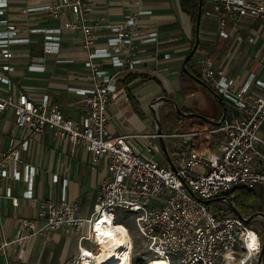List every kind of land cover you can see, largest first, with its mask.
<instances>
[{
    "label": "built area",
    "instance_id": "built-area-1",
    "mask_svg": "<svg viewBox=\"0 0 264 264\" xmlns=\"http://www.w3.org/2000/svg\"><path fill=\"white\" fill-rule=\"evenodd\" d=\"M93 1L51 0L22 10L23 15L44 12L54 19L65 17L62 29L79 30L85 36L89 85L77 90L83 118L76 122L66 116L59 105L51 103L49 94L37 101L27 92L13 87L11 76L15 71V54L12 47L31 40L21 37V26L12 20L11 1L0 0V118L6 113L12 114L19 131V135L10 138L7 150L0 151V178H6L9 183L6 197L12 198L13 181L24 180L29 187L25 198H34L36 169L27 165L22 175L18 165L22 153L29 150V140L41 137L46 129H50L57 138L72 146L84 144L92 154L94 164L105 157L109 162V176L102 181L97 206L88 220L76 216L78 207L67 201L66 191L59 203L41 201L38 215L45 222L44 229L59 230L70 226L82 229L87 224L88 232L81 241H93L94 225L105 215L117 223L116 212L124 210L135 215L136 228L147 242L153 259L163 258L170 264H258L263 239L254 225L255 220L247 224L229 206L216 212L207 201L220 198V202L226 203L225 197L233 200L238 187L251 191L264 188L262 49L255 57L260 60L257 69L243 80L229 76L212 54L199 59L203 80L222 97L225 113L209 131L164 133V138H192L208 133L223 134V138L217 142V150L205 153L195 150L196 143L181 145L172 158L174 170L168 163L144 159L137 154L129 141L134 136L116 137L109 130L108 108L120 97L121 74L123 70L134 71L143 60L135 55L136 17L116 25V33L105 47H93L92 36L99 29L98 23L94 24L89 18L94 10ZM67 13L72 19L66 18ZM202 19L216 20L220 38L230 39L235 34L238 43L255 45L257 37L244 27V21H264V0H204ZM262 27L264 36V25ZM62 29L30 31L43 33L44 52L57 55L61 52ZM156 36L157 33H151L146 41L150 42ZM107 61L119 71L108 76ZM152 139L147 153L163 156L157 133ZM10 167L14 169L12 176ZM58 181L59 177L55 176L54 182ZM13 204L18 206V199H13ZM22 225L21 240L37 234L34 221L24 218ZM31 230L33 233H28ZM253 237L256 243L250 249L248 245L253 243ZM9 244L5 241L0 246V253H4ZM82 251L80 247V254ZM92 252L96 253V250ZM77 264H80L79 259Z\"/></svg>",
    "mask_w": 264,
    "mask_h": 264
},
{
    "label": "crops",
    "instance_id": "crops-1",
    "mask_svg": "<svg viewBox=\"0 0 264 264\" xmlns=\"http://www.w3.org/2000/svg\"><path fill=\"white\" fill-rule=\"evenodd\" d=\"M10 1L11 18L21 26V37L31 40L29 43L12 47L15 54V71L11 76L13 87L15 90L27 92L37 101L43 95L49 94L52 104L59 105L66 116L81 122V97L77 90L89 85V69L86 67L88 52L84 49V34L79 30L62 29L65 17L62 20L54 19L44 12L22 14V10L28 6L48 3L51 0ZM183 1L94 0V10L89 15L91 22L99 25V29H96L92 36L94 48L105 47L108 39L116 33V25L129 17H136L135 55L143 61L134 71L122 69L119 80L121 94L117 101L110 104L108 115L111 134L116 137L134 136L129 141L136 153L144 159L157 160V157H163L148 154L146 151L148 144L154 141L152 136L157 133L152 104L162 95L176 100L183 95L184 85L197 89V92L191 95L203 92L205 99H197L191 104L186 103V97L191 95L185 99L181 97L184 99L182 105L185 106L182 109L185 113L202 115L203 118L195 117L187 122L192 124L208 121L211 126L207 131L222 119L225 111L224 105L214 96L211 89L200 83L196 84L191 77H183L184 61L193 50L196 39L192 18L182 10ZM143 12L147 13L142 14ZM66 18L72 19V15L67 13ZM244 23V27L257 37L255 45L238 43L235 34L230 39L220 38L216 20L202 19L200 44L194 56L197 55L200 59L212 54L218 64L224 66L229 76L237 80L245 79L249 72L256 70L259 65V57L255 58L259 49H262L264 56V21L248 19ZM31 29H62L60 54H46L44 34L31 32ZM151 33H157V36L147 42L146 39ZM193 57L191 69L203 80L201 69L198 63L193 61ZM118 71L119 69L113 68L107 61L108 76ZM174 119L178 121L179 126L171 130L174 124L167 123L165 134L197 131L190 130L187 126L183 128L184 121L177 115ZM17 135L19 131L14 116L6 113L0 118V151H6L10 138ZM205 135L213 150H217V142L223 138V134ZM197 139L198 137L167 138L166 144L171 157L175 158L181 145H192ZM29 143V150L22 153L18 169L24 175L27 165L35 167L34 198H25L29 187L24 180L13 181L12 198L6 197L9 183L6 178H0V246L5 241L10 243L5 252L0 253V264H76L80 247L95 249L92 241H81V237L88 232V225L82 229L74 226L59 230L44 229L45 222L38 215L40 202L52 200L59 203L63 191H66L67 201L78 207L76 216L90 219L98 203L102 181L109 176V162L104 157L98 164H94L92 154L84 144L72 146L70 142L57 138L55 132L50 129H46L39 138H31ZM165 157V164H170L166 155ZM9 171L12 176L13 167H10ZM55 176L59 177L58 182H54ZM252 192L254 213H264V188L258 187ZM13 199H18V206L13 204ZM24 218L35 222L34 231L37 234L31 239L21 240L24 234ZM28 233L32 234L33 231Z\"/></svg>",
    "mask_w": 264,
    "mask_h": 264
},
{
    "label": "rangeland",
    "instance_id": "rangeland-1",
    "mask_svg": "<svg viewBox=\"0 0 264 264\" xmlns=\"http://www.w3.org/2000/svg\"><path fill=\"white\" fill-rule=\"evenodd\" d=\"M193 61L198 63L199 58L197 57V55H195L193 57ZM195 83L197 84L198 82L196 81ZM198 92H199V90H198ZM162 96H165V97L168 98L167 95H162ZM181 97L185 99L186 96L185 95H182V96L180 95L178 97V99L175 100V102L177 103L178 107L183 111L185 106L182 105L184 99H181ZM186 98H188V99H186V103L191 104L193 101H195L197 99H202V100L205 99V96H204L203 92H199V94L191 95L190 97H186ZM175 109L176 108L174 107V104L171 103V102H163V103H160L158 105V107H157V115L162 121V125H163V128L165 130L163 132H167L166 131V125L169 122H172L174 124L171 130H173V129H175V128H177L179 126L178 121H176L174 119L176 117L175 113H177V112H175ZM148 111H149V109H148ZM151 117L153 118V116H151ZM184 122H185V127L186 126L188 127L189 123L187 121H184ZM261 136L264 138L263 129L261 131ZM164 158L166 159L165 155H163V157H157L156 159L159 162L166 163ZM233 200H235V199H233ZM211 206H212L213 210H215L216 212H219L220 209H226L229 205L227 203H222L220 201H216V202H213ZM116 213H117V221L119 223L123 224L124 226H126L127 229L130 232V235H131L132 244H133V252H132V257H131V264H139L140 262H143L144 264H151V261L154 258V256L148 250L147 242L143 239V237L140 236V234H139V232H138V230L136 228L135 215L131 214V213L127 212V211H124V210H118ZM254 223H255L254 224L255 227L258 228L259 231L261 232L262 239H264V220L262 218H258V219H256L254 221ZM94 243H97L95 241V238H94L93 246H94V248L96 250L95 254H97V252H99L100 246H99V244H97V246H98L97 247ZM76 264H77V262H76ZM80 264H83V263L80 262ZM153 264H155V261H154Z\"/></svg>",
    "mask_w": 264,
    "mask_h": 264
},
{
    "label": "bare ground",
    "instance_id": "bare-ground-1",
    "mask_svg": "<svg viewBox=\"0 0 264 264\" xmlns=\"http://www.w3.org/2000/svg\"><path fill=\"white\" fill-rule=\"evenodd\" d=\"M93 233L97 242L95 244L100 246L99 252L95 254L91 249L83 247L82 254L79 255L80 262L83 264H131L129 259L133 252V244L126 226L114 223L105 215L99 223L94 225ZM253 243L255 245V239ZM154 261L155 264H170L163 258H155L151 264Z\"/></svg>",
    "mask_w": 264,
    "mask_h": 264
},
{
    "label": "water",
    "instance_id": "water-1",
    "mask_svg": "<svg viewBox=\"0 0 264 264\" xmlns=\"http://www.w3.org/2000/svg\"><path fill=\"white\" fill-rule=\"evenodd\" d=\"M203 5H204V0H199V10H198V15H197V22H196V39H195V45L193 47V50L191 51V53L187 56V58L184 61L183 64V71L189 76L191 77L193 80L197 81L198 83H200L203 86H206L210 89V87L207 85V83L200 79L198 76H196L194 73H192L189 69H188V62L189 60L194 56V54L196 53V51L199 48V44H200V30H201V24H202V13H203ZM214 94V96L219 100V102L221 104H224L222 97L214 92L213 90H211ZM163 102H171L174 104V107L176 108V112L179 113L180 116L185 117V118H203L202 115L197 114V113H185L184 111H182L177 103L175 102V100L171 99V98H167L165 96L160 97L159 99H157L156 101L153 102L152 104V110L155 114L156 117V123H157V135L159 136V141L162 147L163 152L165 153V155L167 156L169 163L171 164L172 168L174 170H176L174 161L172 160V157L168 151L167 148V144H166V140L164 138V132H163V127H162V121L161 119L158 117L157 115V107L160 103ZM225 113V111H224ZM225 200V202L229 205V207L232 209V211L234 212V214L236 216H238L239 218L243 219L247 224L252 223L254 220L258 219V218H262L264 219V213L263 212H256L253 213L251 216H249L248 218H245L240 211L238 210L237 206L235 205L234 202H232L229 198L225 197L223 198ZM220 198L218 199H214V200H209L207 201V204H212L213 202L219 201ZM258 264H264V240H263V246H262V252L258 258Z\"/></svg>",
    "mask_w": 264,
    "mask_h": 264
},
{
    "label": "trees",
    "instance_id": "trees-1",
    "mask_svg": "<svg viewBox=\"0 0 264 264\" xmlns=\"http://www.w3.org/2000/svg\"><path fill=\"white\" fill-rule=\"evenodd\" d=\"M182 10L186 12L188 15L191 16L192 22L194 25V29L196 28V22H197V15H198V10H199V0H184L181 3ZM195 44V41H194ZM188 69L193 73V70L191 69V59L189 60L188 64ZM183 77L186 79L189 78V76L182 71ZM190 79V78H189ZM197 92V89L189 86V85H184L182 93L185 96H189L191 94H194ZM176 115L179 117L180 120L183 121H191L193 118H183L180 116L178 113ZM189 123V122H188ZM187 128L190 130H197V131H206L211 125L208 124V121H197L193 122L192 124H189ZM182 127H185V122L182 123ZM186 128V127H185ZM196 146L195 150L205 153L208 151H213V147L209 144L207 136L203 135L198 137V139L195 141ZM234 199L233 200L240 211V213L244 217H249L254 213V207H253V192L251 190H247L244 188H236L234 191ZM116 224H121L117 221ZM139 264H144L143 262H140Z\"/></svg>",
    "mask_w": 264,
    "mask_h": 264
},
{
    "label": "snow or ice",
    "instance_id": "snow-or-ice-1",
    "mask_svg": "<svg viewBox=\"0 0 264 264\" xmlns=\"http://www.w3.org/2000/svg\"><path fill=\"white\" fill-rule=\"evenodd\" d=\"M250 236L252 235V234H249ZM254 237H253V241H254ZM248 247L251 249V248H253L254 247V243H250L249 245H248ZM87 254V253H86Z\"/></svg>",
    "mask_w": 264,
    "mask_h": 264
}]
</instances>
